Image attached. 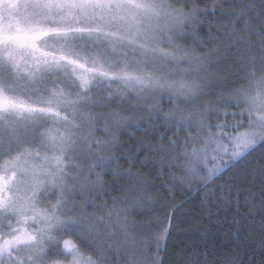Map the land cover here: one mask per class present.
Masks as SVG:
<instances>
[{
    "label": "snow or ice",
    "instance_id": "obj_1",
    "mask_svg": "<svg viewBox=\"0 0 264 264\" xmlns=\"http://www.w3.org/2000/svg\"><path fill=\"white\" fill-rule=\"evenodd\" d=\"M199 15L197 0L179 8L169 0H0V264H164L159 253L171 217L154 236L137 241L131 232L129 217L151 184L133 173L137 156L143 151L141 167L157 157L161 173L167 169L189 190L197 184L205 200L215 195L210 187L231 193L232 177L215 182L257 149L264 156V25L255 31L262 74L253 67L247 86L229 92L208 77L214 58H224L218 47L175 43ZM244 16L234 13L225 50L255 65ZM213 92L215 101L207 99ZM125 103L139 119L121 111ZM98 107L108 115H91ZM99 123L103 139L95 138ZM129 128L152 137L136 145V155L120 151L119 135ZM116 183L130 191L97 204Z\"/></svg>",
    "mask_w": 264,
    "mask_h": 264
},
{
    "label": "trees",
    "instance_id": "obj_2",
    "mask_svg": "<svg viewBox=\"0 0 264 264\" xmlns=\"http://www.w3.org/2000/svg\"><path fill=\"white\" fill-rule=\"evenodd\" d=\"M169 2L179 8L185 0H169ZM262 4L264 0H197L200 15L194 24L184 28L183 36L177 38L175 43L185 48H196L197 51L205 44H207L206 51L218 47L224 53V58L218 62L214 58L211 73L208 74L209 79L215 83L218 81L220 83L219 79L225 81L226 91L229 92L244 87L243 77L246 72H251L255 67L258 73L260 69V53L256 51L260 45L255 31L264 25V16L260 15L264 13ZM205 8L209 10L207 15L203 11ZM242 9L245 11L243 19L251 21L252 39L249 44L253 52L248 56H255V65L250 60L237 59L235 48L225 50V45L228 43L227 30H230L234 22V13ZM188 10L190 6L185 8V11ZM243 19L235 24L236 28L242 27ZM210 32L213 40L208 42ZM210 96L214 99L216 92L211 93ZM169 105L164 103L165 111ZM115 107L113 101L112 108ZM121 111L132 113L137 119L140 117L139 111H135V106L131 103H125ZM92 115L103 117L108 115V111L98 107ZM152 123L160 122L149 121L145 128ZM110 127L115 131L114 125ZM104 128L103 123L95 125V138H105ZM119 139L123 145L121 152L131 151L136 155V145L141 141H151L152 137L145 135L143 128H129L127 132L119 135ZM260 151L257 149L241 162L239 167L228 172L224 180L215 182L219 185L232 177L231 193L227 189L221 193L218 186L210 187L208 190L214 191L215 195L209 200L204 199L202 191L196 190L197 184H193L189 190L186 184L182 185L178 180L174 181L172 173L167 169L161 173L152 163L157 159L155 156H148V164L141 167L140 161L145 159L142 151L137 156L136 166L132 171L150 180L151 184L147 189L149 195L144 196L140 206L134 209L129 217L130 221H135L131 232L135 233L137 241L146 236H154L160 231L162 224L169 223L171 217L170 231L166 239L161 242L163 249L159 253L164 264H264V215L261 214L264 210L262 205L264 198L261 197V193L264 192V156L260 155ZM120 164L127 169L128 166L123 160ZM84 166L87 167L88 164L85 163ZM105 183L112 184L110 173L105 177ZM129 191V185L116 183L112 187L111 195L100 197L96 202L97 204L104 200L110 202L112 196H120ZM237 191H239V214L235 206ZM129 198H137V193H133ZM246 199L247 205H245ZM224 200L232 203L225 204ZM81 202L78 198L76 205ZM87 212L91 214L92 209L88 208ZM64 238H68L67 234ZM155 243L153 239V246L150 249L153 254L156 252ZM81 247L86 254L97 255L90 244H82ZM52 259L54 257H49V260ZM112 264H125V258L114 259Z\"/></svg>",
    "mask_w": 264,
    "mask_h": 264
},
{
    "label": "rangeland",
    "instance_id": "obj_3",
    "mask_svg": "<svg viewBox=\"0 0 264 264\" xmlns=\"http://www.w3.org/2000/svg\"><path fill=\"white\" fill-rule=\"evenodd\" d=\"M184 33V32H183ZM259 72L257 73V74H259V75H261L262 73H261V63H260V69L258 70ZM248 73H250V72H246V74H245V76L243 77L244 79V87H246L247 86V84H248V79H249V77H248ZM259 75H257V76H259ZM211 77V76H210ZM220 80V83H219V81L218 82H213V83H215L218 87H223L225 90H226V82L225 81H222L221 79H219ZM226 83V84H225ZM217 96H218V92H216V97L214 98V99H212V97L209 95V97L207 98V99H209V100H216V98H217ZM157 99H162L161 97H157ZM203 105V102H201V106ZM171 105H169L168 107H170ZM91 115H92V113H91ZM91 130V128H85V129H83V131L84 132H87V131H90ZM29 139H31V136L29 135ZM37 139H38V137H37ZM25 143H27V141H25ZM39 145L37 144V145H33V150H35V148L36 147H38Z\"/></svg>",
    "mask_w": 264,
    "mask_h": 264
}]
</instances>
